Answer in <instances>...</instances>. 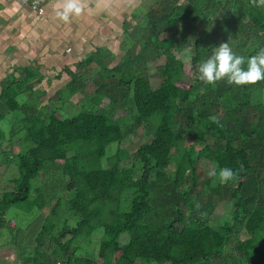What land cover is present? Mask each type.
<instances>
[{
	"label": "trees",
	"instance_id": "16d2710c",
	"mask_svg": "<svg viewBox=\"0 0 264 264\" xmlns=\"http://www.w3.org/2000/svg\"><path fill=\"white\" fill-rule=\"evenodd\" d=\"M142 7L145 21L130 32L129 52L118 64L111 66L114 56L91 54L80 69L98 65L93 80L80 76L67 85L70 97L81 94L90 101V111L82 107L64 119L55 112H30L24 118L29 147L12 156L21 178L16 190L0 194V227L10 208L31 200L33 182L52 163L64 179V207L75 223L51 222L62 207L58 199L50 215L31 226L37 245L22 264H264V80L238 86L227 78L215 84L199 78V66L221 43L245 58V69L264 50V5L144 0ZM188 54L191 61H184ZM159 59H164L157 68L161 84L153 89L148 65ZM188 77L195 84L184 82ZM30 87L31 82L4 87L6 110L21 112L18 97ZM129 102L134 114L114 118ZM140 128L153 139L138 149L132 166L121 165L117 150L103 168L108 147ZM5 140L0 127V144ZM0 149L10 157L11 151ZM202 159L215 164L217 173L232 169V187L218 175L202 178L196 166ZM44 199L39 190L33 205L42 210L49 205ZM225 200L233 221L216 231L209 218ZM97 230L102 236L95 256L83 252L82 243L94 241Z\"/></svg>",
	"mask_w": 264,
	"mask_h": 264
},
{
	"label": "crops",
	"instance_id": "0c3cea01",
	"mask_svg": "<svg viewBox=\"0 0 264 264\" xmlns=\"http://www.w3.org/2000/svg\"><path fill=\"white\" fill-rule=\"evenodd\" d=\"M143 1L82 0L83 9L80 15H72L65 22L57 15L58 11L63 10V0L49 2L45 6L43 15L35 12L28 5H23L21 0H0V110H6L1 100V93L10 82H31L33 88L42 82L52 87H58V84L64 82V87L80 76L91 82L97 74L93 72L98 70V65L92 63L81 70L80 64L89 55L95 53L104 57L114 56L110 64H114L115 60L118 64V61L129 52L127 50L130 49L129 44H131L130 32L145 21L146 10L142 7ZM50 86H46V89ZM40 87L44 85L41 84ZM26 94L18 97L22 107L20 114L23 118L32 112L31 109L28 110L30 106L38 102L33 101L32 96ZM43 103H39V108ZM39 108L35 109L36 113H39ZM9 114L12 122L16 120L15 115H19L10 111ZM6 144L8 141L5 140L0 144V148L15 152L17 156L24 146L29 147L24 137L20 139L16 137L12 148L6 147ZM12 156L13 154H10L8 158L4 153L0 154V175L7 174L10 166L13 165ZM22 205L24 203L12 208H20L16 212L24 213L29 220L35 205L31 203L29 206L31 209ZM35 207L37 214L32 215L33 221H28L23 227L19 226L16 216L8 217L7 212L12 208L5 213L6 223L0 227V262L22 264L23 255L32 254L33 247L37 245H32V241H36L38 233L32 236L30 228L38 218L49 216L51 211L50 208V211L45 213V210ZM10 221H15V227L12 226L13 224L10 225ZM50 245L48 242L46 249ZM6 251H14L20 259L5 260Z\"/></svg>",
	"mask_w": 264,
	"mask_h": 264
},
{
	"label": "rangeland",
	"instance_id": "374dc122",
	"mask_svg": "<svg viewBox=\"0 0 264 264\" xmlns=\"http://www.w3.org/2000/svg\"><path fill=\"white\" fill-rule=\"evenodd\" d=\"M191 59H192V56L188 54L184 58V61H191ZM101 60H103L102 57H100V61ZM116 61L117 60H115V62L113 63L116 64L117 63ZM163 63H164V59H159L157 61L151 62L148 65V70H149L148 74L150 76V81H151V85L153 89H157L160 87L161 79L159 77L157 68ZM114 64H112L111 66H113ZM93 73L96 74L97 71ZM184 82H188L189 84H195V79H193V77H188L184 79ZM41 84L44 85V87L41 88L40 87ZM41 84L37 85L36 88L30 87L29 89L26 90L27 91L26 95H31L33 101H38L36 105H31L30 108L28 109L29 111L32 110V115L33 114L36 115L35 109L39 108V105H40L39 103H43V102L45 103L41 105L38 111L39 112L38 114L40 115H37V116H46V115L50 116L51 112H55L58 117L64 119L66 116H70V117L74 116L76 113L82 110V107L86 108V111L91 110L90 101L88 99L86 100V98L84 99V97L81 94L79 95L77 94L74 98L72 96L71 97L69 96L70 92H69L68 87L67 86L63 87L64 82L58 84V87L57 86L52 87L49 84L45 85L46 82H42ZM46 86H50L49 89H46ZM88 88H89L88 90L95 89V87L93 86H90ZM57 90L59 91L58 93H57ZM201 92H203V90H201ZM48 93L50 96L47 95ZM131 104L132 102H129V105H127L128 109H123L121 107L115 113L114 118L133 115L134 111H132L131 109L132 108L130 106ZM18 114L19 115L17 114L15 115L16 120L14 119V122H12V117H11V114H9V111L0 110V127L3 131L4 138L6 139V141H8V144L5 145L8 148H12L11 144H14V140L16 139V137L20 139L21 137L25 138L27 135L26 130H25L26 127L24 124L25 119L21 117L22 115L20 114V112ZM26 117L30 118V115H27ZM129 121L130 120L127 118L125 122V126L128 128L130 126ZM152 139H153L152 135L148 131H146L144 128H140L135 134H131V133L128 134V136L125 138V140L122 142L121 145H118L115 143L108 147L107 156H105V158L102 159V162H101L103 168L109 167L108 166L109 161H110L109 158H111V156H113L117 152V150L121 151L119 152L120 157H121V165L125 166L126 168L132 166V163H133L132 160L134 159V155L136 154L138 149L142 145L151 142ZM208 140L211 142V144H214V141L212 139L208 138ZM24 144L26 143L24 142ZM25 147L26 146H24L23 149ZM202 147L203 146L201 144L198 145L199 149ZM174 152L175 150H173V154ZM2 153H3L2 150H0V154ZM14 153L15 152L11 151L10 154H13L14 156ZM13 160L17 162V158L14 157ZM15 162L13 163V165L10 166L7 174L0 175V194L9 193L17 189L18 180L21 178V170ZM196 166L200 170L203 171L202 178L209 177V174H208L209 171L216 170L215 164L205 159L199 160ZM44 172H45V175H43L42 177H39L33 182L34 190L32 192L31 200L24 203V205L22 206L31 209L29 206L31 203H33L32 201H34V199L39 196V190H40L43 198H45L44 200L49 202V205H46L45 208L42 209V210H45V213H48L50 211V208L57 202V200L61 199L62 207L58 211L59 215L57 216L53 215L50 218L52 220L51 222H53L54 224H57V223H60L61 221V224H63V222L67 221L70 225H73L75 221L73 220V217H71L72 215L70 214L71 215L70 216L69 213L66 212L67 208L64 207L66 206L65 205V194L62 191L63 190L62 186H64V181H63L64 179L61 176V173L56 170V168L53 166L52 163H47L46 171ZM172 175L173 174L171 173V176ZM152 177L153 179H155L154 173L152 174ZM222 184L224 186H227L228 188L232 187V184H230L229 182L222 183ZM37 188L39 189L38 193L35 191V189ZM205 193L207 194L208 192H205ZM33 208L34 209L31 211V214L29 215L30 216L29 220H27V215L25 216L24 213L21 214V212L20 213L16 212V210H19L20 208H12V210L8 211L7 214L9 218L12 216H16L15 219L18 222L19 226L23 227L24 225H27L28 221L30 222L33 221L34 216L32 215L37 214V208L35 206ZM183 212L186 213L185 214L186 216L189 215L188 210L185 209L183 210ZM233 212L234 210L229 204L228 200L220 202L209 218L211 228H213L216 231H222L225 226L226 221H233ZM11 224H13L12 226L14 227L16 225L15 221H10V225ZM43 224L45 225L46 222H44ZM101 236H102L101 232L97 230L91 237V239L94 241H85L84 243H82V246L84 249L83 252L85 253L91 252L92 254H95V256H97L99 240ZM127 239H128V236L124 235L121 239L122 243L126 241ZM4 254H6L7 256V259H5L7 261H10V260L14 261V260L20 259L19 256L14 251H11V252L6 251ZM100 262H102V260ZM0 264H9V263L0 262ZM13 264H17V263L13 262Z\"/></svg>",
	"mask_w": 264,
	"mask_h": 264
},
{
	"label": "clouds",
	"instance_id": "9594fccd",
	"mask_svg": "<svg viewBox=\"0 0 264 264\" xmlns=\"http://www.w3.org/2000/svg\"><path fill=\"white\" fill-rule=\"evenodd\" d=\"M256 6L264 5V0H252ZM62 11H58L59 18L67 22L72 15H80L83 9L82 0H63ZM236 55L229 47L228 43H221L218 50L199 66L200 80L205 84H215L217 81L227 78L229 84L238 86L256 84L264 80V50L247 60ZM210 177L218 178L221 183H226L235 177V173L230 168H221L217 173L215 170L209 171Z\"/></svg>",
	"mask_w": 264,
	"mask_h": 264
},
{
	"label": "built area",
	"instance_id": "2783aa9c",
	"mask_svg": "<svg viewBox=\"0 0 264 264\" xmlns=\"http://www.w3.org/2000/svg\"><path fill=\"white\" fill-rule=\"evenodd\" d=\"M51 1L52 0H21V3L23 5H28L35 12L43 15L45 14V6Z\"/></svg>",
	"mask_w": 264,
	"mask_h": 264
}]
</instances>
